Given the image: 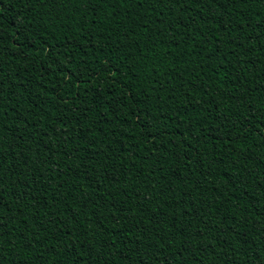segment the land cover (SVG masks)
Here are the masks:
<instances>
[{
  "label": "trees",
  "instance_id": "1",
  "mask_svg": "<svg viewBox=\"0 0 264 264\" xmlns=\"http://www.w3.org/2000/svg\"><path fill=\"white\" fill-rule=\"evenodd\" d=\"M0 264H264V0H0Z\"/></svg>",
  "mask_w": 264,
  "mask_h": 264
},
{
  "label": "snow or ice",
  "instance_id": "2",
  "mask_svg": "<svg viewBox=\"0 0 264 264\" xmlns=\"http://www.w3.org/2000/svg\"><path fill=\"white\" fill-rule=\"evenodd\" d=\"M138 2H139V0H138Z\"/></svg>",
  "mask_w": 264,
  "mask_h": 264
}]
</instances>
